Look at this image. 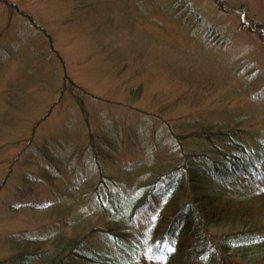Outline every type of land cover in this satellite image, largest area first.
Listing matches in <instances>:
<instances>
[{
  "label": "rangeland",
  "instance_id": "obj_1",
  "mask_svg": "<svg viewBox=\"0 0 264 264\" xmlns=\"http://www.w3.org/2000/svg\"><path fill=\"white\" fill-rule=\"evenodd\" d=\"M186 163L264 191V0H0V264H90L83 239L155 264L152 199ZM261 227L218 264H264Z\"/></svg>",
  "mask_w": 264,
  "mask_h": 264
},
{
  "label": "trees",
  "instance_id": "obj_2",
  "mask_svg": "<svg viewBox=\"0 0 264 264\" xmlns=\"http://www.w3.org/2000/svg\"><path fill=\"white\" fill-rule=\"evenodd\" d=\"M27 17L29 16L27 15ZM31 23L35 24L33 20H31ZM69 80L70 77L65 74V82L67 83ZM88 132L91 135L94 134L91 130ZM198 133L199 136H204L210 140L215 135L225 134L222 130L210 129H202ZM174 134L178 138L182 136L177 133ZM186 156H191L195 161L197 154L189 153ZM233 158L239 159V156L234 155ZM185 165L188 169L186 183L173 184L170 187L171 189L163 197L166 205L164 206L163 202L162 209L157 211L153 220V226L156 227L152 229V233L158 236L159 232L164 230V232L170 233L172 238L165 239L162 237V241L155 243L157 246L153 251L157 249V253H160L161 248H164L163 253L157 255L162 257V260L167 257L172 259L171 263L167 261L165 264L227 263L229 261H225L222 254L230 252L229 250L233 245L239 244L237 243L238 240L232 241L234 239L233 235L240 232L246 240V238H250L247 236L248 233L254 234L262 228L261 223L264 222V191L251 196L249 198L251 200L225 198L224 195L217 193L204 183L199 171H196L192 166L188 167L187 163ZM110 194V197L113 196V193ZM112 198H116V195ZM173 221L177 223V226L173 224ZM214 226L224 229L219 233L227 236V239H222L221 242L217 241L216 236L212 234ZM79 241H76L74 245H80L81 248L73 247L71 244L73 247H71V256L80 259L90 257L92 261L100 257L98 252L92 251V247L85 240ZM116 243H118V240H116ZM122 250L126 252L125 249ZM86 251H89L91 255L89 256ZM234 252H237V250H234ZM115 255L116 252L114 251L113 255L107 254L104 257L106 260L116 261ZM127 255L130 256V259L134 255L144 257L143 251L140 250H127ZM145 257L151 261L153 260L155 264L160 262L152 251L146 250ZM64 260L68 262V260Z\"/></svg>",
  "mask_w": 264,
  "mask_h": 264
},
{
  "label": "bare ground",
  "instance_id": "obj_3",
  "mask_svg": "<svg viewBox=\"0 0 264 264\" xmlns=\"http://www.w3.org/2000/svg\"><path fill=\"white\" fill-rule=\"evenodd\" d=\"M152 202L154 203V205H156L157 204V206H156V208H157V211H160L161 209H162V207H163V199H158L157 197H155V198H153L152 199ZM166 205V203L164 202V206ZM173 224L175 225V226H177V223L176 222H174L173 221ZM152 227H151V229H155V227L156 226H153V222H152ZM215 225H217V224H215ZM214 230L215 229H217V230H220V231H223V229L221 230V228H217V226H214V228H213ZM235 234H237V236H234V238L236 237H240L239 239H237L238 240V243L239 244H237L238 246H241L242 245V241L243 242H245V239H244V235H242V233H240V232H236ZM155 235V234H154ZM156 236V235H155ZM157 238H158V241L157 242H159V241H162L161 239H162V237L163 238H165V239H171L172 238V235L170 234V233H167V231H165L164 232V230L163 231H160L159 232V234H158V236H156ZM83 240H85V239H83ZM242 240V241H241ZM86 241V240H85ZM76 248H81L80 247V245L78 246V245H74ZM92 251L94 252V251H96V252H98L99 254H100V257L98 258L97 257V260H95V261H92V259H90V257H85L86 259H84L83 258V260H87L90 264H97V263H99L100 261L102 262V263H104V262H106V259H105V257H104V255H102L101 254V252H99L98 251V249H94V248H92ZM107 251V250H106ZM87 252V254L90 256L91 255V253L89 252V251H86ZM109 252H112L111 250L109 251ZM121 255H123V256H125V260H128V259H130V256L129 255H127V251L126 252H124L122 249H121ZM103 257H102V256ZM29 258H30V256H29ZM104 258V259H103ZM143 259H145L144 257H143ZM142 258H140V260L142 261L143 260ZM27 261H25L24 262V264H29V263H32L29 259H26ZM31 260H33V258H31ZM169 262V263H171V261H172V259L170 258V257H167V258H165V260L163 259V260H160V262H159V264H165L166 262ZM143 262H144V260H143ZM67 264V262L64 260V259H62L61 258V262H59V264Z\"/></svg>",
  "mask_w": 264,
  "mask_h": 264
}]
</instances>
